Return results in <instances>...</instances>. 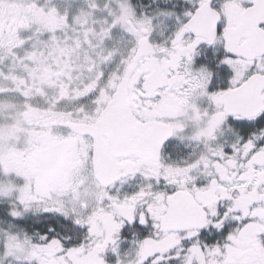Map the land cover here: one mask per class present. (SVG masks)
Listing matches in <instances>:
<instances>
[{
  "label": "snow or ice",
  "instance_id": "obj_1",
  "mask_svg": "<svg viewBox=\"0 0 264 264\" xmlns=\"http://www.w3.org/2000/svg\"><path fill=\"white\" fill-rule=\"evenodd\" d=\"M0 264H264V0H0Z\"/></svg>",
  "mask_w": 264,
  "mask_h": 264
}]
</instances>
